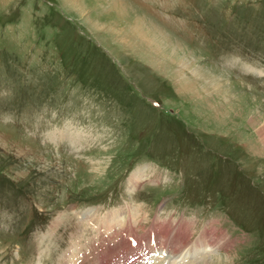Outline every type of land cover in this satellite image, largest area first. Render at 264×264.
Segmentation results:
<instances>
[{
  "label": "rangeland",
  "instance_id": "rangeland-1",
  "mask_svg": "<svg viewBox=\"0 0 264 264\" xmlns=\"http://www.w3.org/2000/svg\"><path fill=\"white\" fill-rule=\"evenodd\" d=\"M117 228L264 264V0H0V264H102Z\"/></svg>",
  "mask_w": 264,
  "mask_h": 264
},
{
  "label": "bare ground",
  "instance_id": "bare-ground-1",
  "mask_svg": "<svg viewBox=\"0 0 264 264\" xmlns=\"http://www.w3.org/2000/svg\"><path fill=\"white\" fill-rule=\"evenodd\" d=\"M114 217L116 218L117 215L112 216V218L109 220V223H107V227L109 226V228H112L114 225L113 223L115 224L120 223V219H118V221L116 222V219ZM207 237L208 240L206 239L207 240L206 242L205 240H202L203 238L202 239L199 238L192 244V242L190 243L189 239H185V238L181 239L179 232L175 233V236L173 237L172 235L169 236L167 232V234L164 236V239L167 240L169 238V243L171 245L176 244V246H174L175 247L174 249L173 248L172 250L170 249V251H173L172 253L174 254H171L170 252L167 251V253L164 255V252L161 251L159 255L152 257V260L151 262H149V264H160L158 263L159 260L160 262H165L164 264L166 263L167 264H209L210 261L208 260L209 258L208 256H210V253H212L213 248H218V247L222 248L225 246V244H223V241L222 243L219 244L221 238L219 239V241H217L216 235L213 233H209ZM205 243L207 246H204ZM220 248H218V250ZM154 251H156V249ZM216 251L217 250L213 251V253ZM171 255L173 257H170ZM173 258H175L176 260H174Z\"/></svg>",
  "mask_w": 264,
  "mask_h": 264
},
{
  "label": "snow or ice",
  "instance_id": "snow-or-ice-1",
  "mask_svg": "<svg viewBox=\"0 0 264 264\" xmlns=\"http://www.w3.org/2000/svg\"><path fill=\"white\" fill-rule=\"evenodd\" d=\"M133 245L135 246L136 242L135 241H132Z\"/></svg>",
  "mask_w": 264,
  "mask_h": 264
}]
</instances>
